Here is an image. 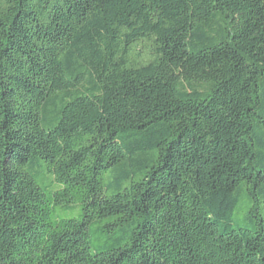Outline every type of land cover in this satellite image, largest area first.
Returning <instances> with one entry per match:
<instances>
[{
    "label": "trees",
    "instance_id": "trees-1",
    "mask_svg": "<svg viewBox=\"0 0 264 264\" xmlns=\"http://www.w3.org/2000/svg\"><path fill=\"white\" fill-rule=\"evenodd\" d=\"M0 264H264V0H0Z\"/></svg>",
    "mask_w": 264,
    "mask_h": 264
},
{
    "label": "rangeland",
    "instance_id": "rangeland-1",
    "mask_svg": "<svg viewBox=\"0 0 264 264\" xmlns=\"http://www.w3.org/2000/svg\"><path fill=\"white\" fill-rule=\"evenodd\" d=\"M59 211H61V209H59ZM60 214H62V215H65V216H69V217H79L80 216V210L78 209L77 210V212H73V213H71V212H69V213H61L60 212Z\"/></svg>",
    "mask_w": 264,
    "mask_h": 264
}]
</instances>
